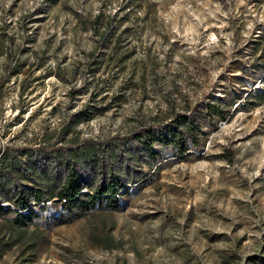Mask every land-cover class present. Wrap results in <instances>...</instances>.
<instances>
[{
    "label": "rangeland",
    "instance_id": "obj_1",
    "mask_svg": "<svg viewBox=\"0 0 264 264\" xmlns=\"http://www.w3.org/2000/svg\"><path fill=\"white\" fill-rule=\"evenodd\" d=\"M1 78L0 264H264V0H0ZM80 150L117 208L59 199Z\"/></svg>",
    "mask_w": 264,
    "mask_h": 264
},
{
    "label": "trees",
    "instance_id": "obj_2",
    "mask_svg": "<svg viewBox=\"0 0 264 264\" xmlns=\"http://www.w3.org/2000/svg\"><path fill=\"white\" fill-rule=\"evenodd\" d=\"M141 2L143 0H126L127 3H132V2ZM16 66H12L10 67L9 70H7L6 74L7 75H12L13 73L16 72ZM5 79L1 78L0 79V86L3 85ZM254 104H259L261 102L264 101V91L260 94H255L254 95ZM233 103V100H223V99H219L216 98L214 99L211 103H207L205 108L206 113L210 116V117H216L217 119H222L224 117L223 113L224 110L223 108L225 106H227V108H229ZM87 116L85 117H81L79 115L75 114V119L74 122L78 123L82 120H87ZM173 123H174V129L172 130V138L171 141L174 143L176 149H177V153L179 155H182L185 151H187L188 149H190L189 147L194 146V142L195 140H193V142H191V144H183L182 142H178V138L176 140V137H179L181 134V132L178 130L179 128H181L182 130L186 131L187 133L189 132L190 134H192L194 137H196L197 134V127L194 126L196 125L193 118L191 119V116H188L185 113H176L173 115L172 117ZM154 127H148L145 128L143 131H152ZM191 129V130H190ZM132 135L134 137H137L139 135L138 131H135L132 133ZM137 135V136H136ZM153 139H155V135L151 136ZM175 141V142H174ZM144 144L149 145V142H145L143 141V145H141V149H143L144 151H146V153L148 155H151V152L149 151V147L147 148ZM87 149V148H84ZM7 152L5 149H0V159L3 160L6 158ZM89 154L87 152H85V150H80V151H75L72 154H70V157L75 158L74 163L78 166V168H70V171L68 174H66V176L63 178V180L61 181V187L59 188V199H62L63 202H75L77 203V206L85 209L86 205L88 203H92V201L103 195L105 197V201L109 203V205L111 206V208L115 209L118 207L119 201H118V191L122 190L125 191V184H124V179L120 180L117 177H114V179L109 180L107 182H102L100 186H98L96 188L95 193L91 194V195H87L85 194L84 198H79V196H83L84 193H82V189L83 187H87L89 186V182L88 180L85 178L87 177L83 171L81 170L82 166L81 164L79 165L80 162V157L81 156H88ZM9 165V166H8ZM8 168H7V173L9 174L4 180H2L0 182V185H3L4 182H7L10 180V178L15 177V170H14V166L13 164H8ZM40 174L34 173V177H40ZM46 184L48 185V182H46ZM30 194L29 196L27 195H23L21 192L19 193V195L17 194V197L19 199H21L22 196L27 197V201H29L30 199H40V196L37 193L35 194H31L30 192L27 193ZM47 198L51 199L52 193L47 191ZM16 197V198H17ZM17 198V199H18ZM79 198V199H77ZM19 201V200H16ZM49 201V200H48ZM50 203V202H48ZM17 205L18 208H25L28 205V202H22V200H20L19 202L15 203ZM24 216L22 214H18L16 216L15 221L18 224L23 225L24 223H26L23 219Z\"/></svg>",
    "mask_w": 264,
    "mask_h": 264
}]
</instances>
